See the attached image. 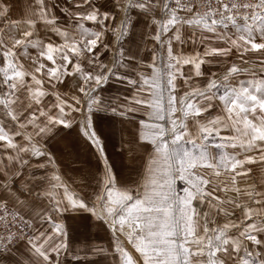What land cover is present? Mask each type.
Returning <instances> with one entry per match:
<instances>
[{
	"label": "snow or ice",
	"instance_id": "1",
	"mask_svg": "<svg viewBox=\"0 0 264 264\" xmlns=\"http://www.w3.org/2000/svg\"><path fill=\"white\" fill-rule=\"evenodd\" d=\"M14 7L0 0V264H81L66 213L107 226L114 264H264V182L249 167L264 164V0H30L20 18ZM140 19L153 46L146 66L124 48ZM233 55L240 65L199 82L202 66ZM69 77L71 96L59 90ZM113 78L133 90L122 102L101 95ZM109 112L146 117L138 140L150 155L134 190L118 187L94 126ZM64 129L103 161L94 198L58 174L49 144ZM37 180L48 187L34 192ZM29 196L47 201L42 211Z\"/></svg>",
	"mask_w": 264,
	"mask_h": 264
},
{
	"label": "crops",
	"instance_id": "2",
	"mask_svg": "<svg viewBox=\"0 0 264 264\" xmlns=\"http://www.w3.org/2000/svg\"><path fill=\"white\" fill-rule=\"evenodd\" d=\"M149 29L143 19L134 20L133 29L130 36L124 42V48L127 52L137 55V60L144 66L152 62V44L147 39ZM212 35V34H207ZM213 46H217L214 44ZM221 46H223L221 44ZM202 51V47H199ZM191 47L185 48V51H193ZM111 57L107 61H110ZM220 60V58H216ZM233 62V61H231ZM229 62V63H231ZM234 63H239L237 60ZM214 69L211 65L202 66L205 77L197 78L201 84H204L211 71H216L217 76L222 75L224 71L223 61L214 63ZM187 71V69H186ZM219 71V74L217 73ZM135 77L134 73H129ZM251 79V77L247 78ZM76 86V78L69 77L66 85H60L59 90L62 94L71 96ZM133 90L127 86L126 82L117 81L114 78L104 86L101 95L106 102H122L126 96H131ZM50 100L54 98L49 97ZM215 114V113H213ZM134 121L124 120L119 116L101 113L94 118V126L98 135L104 143L105 153L108 157L114 174L117 177L118 187L135 189L143 182L145 168L150 155L145 151V145L138 140V122L140 119H146L141 113L132 114ZM71 132V134H69ZM50 150L57 157L58 174L62 182L66 184L69 190L78 196H90L94 198L98 190L99 181L104 175V164L99 154L89 145V143L78 134L76 130L64 129L50 141ZM150 148V146H148ZM252 168V179L259 186L264 182V166L261 163L250 165ZM56 171L51 167L47 170H38L37 176L43 172L50 178ZM177 186H182L179 182ZM244 183L241 182V187ZM48 187L47 180L34 181L32 188L34 192H41ZM62 191V190H61ZM29 201L35 200L36 211H42L40 205L46 206L47 201L36 200L34 196L28 197ZM66 226L69 236L70 248L81 257H86L81 264H114V257L111 253L112 238L107 226L95 217L90 218L88 213L64 214L59 218ZM45 228L48 226L45 225ZM98 249H107V252L97 251ZM62 259H65L62 257ZM70 260V257L67 258ZM71 264H75L74 261Z\"/></svg>",
	"mask_w": 264,
	"mask_h": 264
},
{
	"label": "rangeland",
	"instance_id": "3",
	"mask_svg": "<svg viewBox=\"0 0 264 264\" xmlns=\"http://www.w3.org/2000/svg\"><path fill=\"white\" fill-rule=\"evenodd\" d=\"M30 0H12V3L14 4V9L12 11V17L13 18H20L21 15H22V12H23V8H24V5H26L27 3H29ZM77 2V0H73V3ZM109 7H111V4L108 5ZM57 14L60 16V25L62 27H66V28H69L71 29L75 23V21L71 18V17H67L65 16L64 14L60 13L58 10H57ZM87 24V26L95 29V25H92L90 24L89 22H85ZM41 31L43 32V29H41ZM46 37L49 38L52 42L54 43H59V38L56 37V35L54 33H46ZM213 45L214 44H217V42L215 40H213ZM217 46H221V44H217ZM33 52V54H35V50H30ZM111 57V53H107L105 54V56H103L102 58L104 59V62L107 63V61L109 60V58ZM247 58V57H246ZM237 60V62L239 63L240 65V60L237 59V57L235 55L233 56H230L228 59H227V62H224L223 61V66H224V69L227 67V64L231 61H235ZM214 64H211L212 68L214 69ZM243 67H251L252 65H241ZM211 72H214V71H211ZM209 72V73H211ZM216 73V71H215ZM219 74V71L217 72ZM250 76L245 74L244 76H242L243 79L247 80V78H249ZM262 166H264V164H262ZM178 189L182 188V186H177Z\"/></svg>",
	"mask_w": 264,
	"mask_h": 264
}]
</instances>
